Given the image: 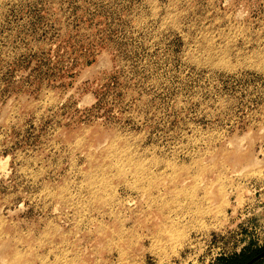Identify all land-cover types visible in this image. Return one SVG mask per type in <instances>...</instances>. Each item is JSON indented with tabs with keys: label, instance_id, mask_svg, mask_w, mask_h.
Returning a JSON list of instances; mask_svg holds the SVG:
<instances>
[{
	"label": "rangeland",
	"instance_id": "374dc122",
	"mask_svg": "<svg viewBox=\"0 0 264 264\" xmlns=\"http://www.w3.org/2000/svg\"><path fill=\"white\" fill-rule=\"evenodd\" d=\"M261 249L264 0H0V264Z\"/></svg>",
	"mask_w": 264,
	"mask_h": 264
},
{
	"label": "trees",
	"instance_id": "16d2710c",
	"mask_svg": "<svg viewBox=\"0 0 264 264\" xmlns=\"http://www.w3.org/2000/svg\"><path fill=\"white\" fill-rule=\"evenodd\" d=\"M261 251L263 250L261 249L259 251H252L247 254L242 253L238 256H234V257L226 259L223 264H245L248 261H250L253 257H255L257 254H259ZM263 259H264V256L253 261L251 264H259Z\"/></svg>",
	"mask_w": 264,
	"mask_h": 264
},
{
	"label": "water",
	"instance_id": "95a60500",
	"mask_svg": "<svg viewBox=\"0 0 264 264\" xmlns=\"http://www.w3.org/2000/svg\"><path fill=\"white\" fill-rule=\"evenodd\" d=\"M262 256H264V250L261 251L259 254H257L255 257H253L250 261H248V262L245 263V264H251L253 261H255V260L261 258Z\"/></svg>",
	"mask_w": 264,
	"mask_h": 264
}]
</instances>
